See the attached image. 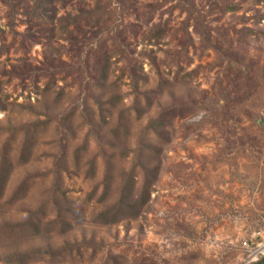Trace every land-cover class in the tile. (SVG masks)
Returning a JSON list of instances; mask_svg holds the SVG:
<instances>
[{
  "label": "rangeland",
  "instance_id": "obj_1",
  "mask_svg": "<svg viewBox=\"0 0 264 264\" xmlns=\"http://www.w3.org/2000/svg\"><path fill=\"white\" fill-rule=\"evenodd\" d=\"M2 164L0 264H264V0H0Z\"/></svg>",
  "mask_w": 264,
  "mask_h": 264
},
{
  "label": "trees",
  "instance_id": "obj_2",
  "mask_svg": "<svg viewBox=\"0 0 264 264\" xmlns=\"http://www.w3.org/2000/svg\"><path fill=\"white\" fill-rule=\"evenodd\" d=\"M75 20L74 15H65L58 18L59 23H63L61 25V28L63 30H66L68 26L73 25ZM248 29V28H246ZM106 69V66L105 68ZM103 73L105 74V71L103 70ZM102 76L100 75V78ZM139 81L133 80L132 82V89L136 93V95L139 94ZM111 100V99H110ZM107 102V106H111V101ZM100 106H102V103H98ZM163 117L162 115L159 116L155 121H151V124H149L148 127L156 126L161 127L163 126ZM154 129V128H153ZM3 167L0 168V193L3 191L2 188L6 181V173L7 168L4 164H2ZM92 166V165H91ZM107 168L110 167L109 162H106ZM141 171H142V183L141 187L139 189L138 194H134L133 187H134V172L132 170H129V172L126 174V178L123 180V183L120 188L119 196L117 200L110 206L106 207L101 213H99V219L103 223H113L118 220H121L125 217H133L136 216L142 211L143 206L147 202L149 198L150 193V186L155 181L158 172H159V164H155L151 167L145 164H141ZM108 178V177H107ZM108 189V184L105 182L103 187V192L99 196V199L101 200L106 193V190Z\"/></svg>",
  "mask_w": 264,
  "mask_h": 264
},
{
  "label": "built area",
  "instance_id": "obj_3",
  "mask_svg": "<svg viewBox=\"0 0 264 264\" xmlns=\"http://www.w3.org/2000/svg\"><path fill=\"white\" fill-rule=\"evenodd\" d=\"M250 255L252 256H264V234L262 235L261 242L258 244L256 250L251 251Z\"/></svg>",
  "mask_w": 264,
  "mask_h": 264
}]
</instances>
